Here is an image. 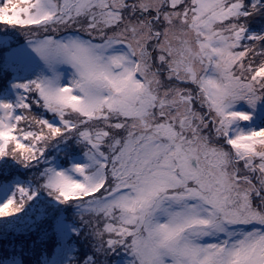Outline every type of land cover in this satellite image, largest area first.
Here are the masks:
<instances>
[{"label": "snow or ice", "instance_id": "obj_1", "mask_svg": "<svg viewBox=\"0 0 264 264\" xmlns=\"http://www.w3.org/2000/svg\"><path fill=\"white\" fill-rule=\"evenodd\" d=\"M0 264H264V0H0Z\"/></svg>", "mask_w": 264, "mask_h": 264}]
</instances>
